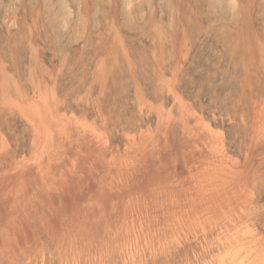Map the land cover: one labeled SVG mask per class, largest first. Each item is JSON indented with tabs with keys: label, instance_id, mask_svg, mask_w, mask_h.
<instances>
[{
	"label": "rangeland",
	"instance_id": "rangeland-1",
	"mask_svg": "<svg viewBox=\"0 0 264 264\" xmlns=\"http://www.w3.org/2000/svg\"><path fill=\"white\" fill-rule=\"evenodd\" d=\"M261 254L264 0H0V264Z\"/></svg>",
	"mask_w": 264,
	"mask_h": 264
},
{
	"label": "bare ground",
	"instance_id": "bare-ground-1",
	"mask_svg": "<svg viewBox=\"0 0 264 264\" xmlns=\"http://www.w3.org/2000/svg\"><path fill=\"white\" fill-rule=\"evenodd\" d=\"M231 1V0H230ZM130 4V3H129ZM133 4V3H132ZM233 4V3H232ZM240 5V4H239ZM232 7V6H231ZM235 8V7H234ZM93 83V82H92ZM40 94V93H39ZM61 96V95H60ZM88 96V95H87ZM50 97V96H49ZM101 97V96H100ZM14 101V100H13ZM43 101V100H42ZM47 102V101H46ZM57 102V101H56ZM18 103V102H17ZM67 103V102H66ZM41 104V103H40ZM42 104H44L43 102H42ZM46 104V103H45ZM48 104V103H47ZM46 104V105H47ZM43 107H45V106H42V109H43ZM50 107V106H49ZM52 107V106H51ZM55 107V106H54ZM19 108V107H18ZM48 108V107H47ZM81 108V107H80ZM46 109V108H45ZM45 109H43L44 111H45ZM49 109V108H48ZM48 109H46V110H48ZM52 109H55V108H52ZM51 109V110H52ZM6 110V109H5ZM41 111V113H39V115H37V119H38V126L41 128L40 129V131H41V137L43 136V135H47V137H50L51 135L50 134H47V132L46 131H48V133H51V128L49 129L48 127H47V125H49V123H50V120H49V116L51 115V112L49 111H47V112H44V111ZM38 111V110H37ZM36 112V111H35ZM62 112V111H61ZM38 113V112H37ZM36 113V114H37ZM53 113H54V111H53ZM56 113V112H55ZM52 116H53V114H52ZM51 116V117H52ZM54 116H55V114H54ZM56 116H57V113H56ZM58 117V116H57ZM97 117H98V115H97ZM107 117V116H106ZM55 119H57L56 117H54ZM60 118V117H59ZM64 118V117H63ZM65 119V118H64ZM63 119V120H64ZM70 119V118H69ZM107 119V118H106ZM65 120H67V119H65ZM97 120V119H96ZM108 120H109V118H108ZM54 121V120H53ZM58 121L59 122H61L59 119L57 120V124H58ZM69 122H70V120H68ZM67 121V122H68ZM104 121V120H103ZM111 121V120H110ZM56 122V121H55ZM63 122H61V124H62ZM78 123V122H77ZM107 123V122H106ZM73 124V123H72ZM82 125V124H81ZM84 125V124H83ZM87 125H89V124H87ZM8 126V125H7ZM45 126H46V128H45ZM61 126V125H60ZM9 127V126H8ZM64 127H65V123H64ZM53 128H55V127H53ZM62 128V127H61ZM61 128H60V131H61ZM89 128L90 127H88V130H87V132L89 131ZM63 129H65V128H62V131H63ZM81 129V128H80ZM86 128H84L83 130H85ZM43 130V131H42ZM94 130V129H93ZM93 130H91V128H90V131H93ZM37 131V130H36ZM40 131H38V134H39V132ZM89 131V132H90ZM32 132H35L34 130L32 131ZM46 132V133H45ZM58 132H59V130H58ZM64 132H66L65 130L63 131V133ZM68 132V131H67ZM84 132V131H83ZM45 133V134H44ZM62 133V132H61ZM85 133V132H84ZM91 133V132H90ZM65 134V133H64ZM89 134V133H88ZM95 134V132L93 133V135ZM105 134V133H104ZM50 135V136H49ZM59 135V134H58ZM69 135H70V133L68 134V138H69ZM98 135V134H97ZM148 135V134H147ZM64 136V135H63ZM96 136V135H95ZM94 136V137H95ZM105 136H106V134H105ZM45 137V136H44ZM92 137V136H91ZM93 137V138H94ZM150 137V136H149ZM65 138V137H64ZM42 139V138H41ZM71 140H72V138H70ZM48 140H50L49 138H47V142H48ZM216 140V139H215ZM218 140H219V138H218ZM33 141V140H32ZM44 143H46L45 141H44V138H43V140H42ZM64 141V140H63ZM140 142V141H139ZM6 143V142H5ZM34 143V142H33ZM96 144H98L97 143V141H96ZM104 144V143H103ZM223 144V143H222ZM7 145V144H6ZM44 145V144H43ZM141 145V144H140ZM41 146V145H40ZM6 147H8V146H6ZM38 147V146H37ZM36 147V148H37ZM145 147V146H144ZM93 148V147H92ZM137 148V147H136ZM141 148H142V146H141ZM38 149H39V147H38ZM38 149H36V151L35 152H37L38 151ZM138 150V149H137ZM3 151V150H2ZM54 151V150H53ZM39 152V151H38ZM33 153H34V151H33ZM38 154V153H37ZM219 154V153H218ZM217 154V155H218ZM39 155V154H38ZM135 156V155H134ZM40 157V156H39ZM42 157V156H41ZM26 158V157H25ZM112 159V158H111ZM219 159V158H218ZM226 159V158H225ZM24 161V160H23ZM37 161H38V158H37ZM36 160L35 161H33V162H37ZM41 161V160H40ZM74 161V160H73ZM112 161V160H111ZM114 161V160H113ZM124 161V160H123ZM122 161V162H123ZM209 161V160H208ZM32 162V163H33ZM228 162V161H227ZM38 163H40V162H38ZM36 164V163H35ZM215 164H216V162H215ZM232 164V163H231ZM72 165H73V162H72ZM211 165V164H210ZM35 166V165H34ZM132 166V165H131ZM209 166V165H208ZM222 167H224V166H222ZM228 167V166H227ZM230 168V167H229ZM35 170V169H34ZM212 170V169H211ZM218 170H220V169H218ZM224 170V169H223ZM236 170V169H235ZM41 171H43V168H41ZM215 171V170H214ZM6 172V171H5ZM213 172V171H212ZM219 172V171H218ZM221 172H223V171H221ZM227 172V171H226ZM20 173V172H19ZM202 173V172H201ZM208 173H209V171H208ZM207 173V174H208ZM196 174V173H195ZM199 174V173H198ZM226 174V173H225ZM203 175V174H202ZM205 178V177H204ZM216 179V178H215ZM201 180V179H200ZM209 180V179H208ZM213 181V180H212ZM225 181H227V180H225ZM197 182V181H196ZM207 182V181H206ZM209 182V181H208ZM217 182V181H216ZM213 183V182H212ZM219 183V182H218ZM223 183V182H222ZM197 185V184H196ZM206 185V184H205ZM225 185V184H224ZM11 186V185H10ZM56 187V186H55ZM213 187V186H212ZM217 187V186H216ZM19 188V187H18ZM23 188V187H22ZM202 188V187H201ZM210 188V187H209ZM10 189V188H9ZM211 189V188H210ZM218 189V188H217ZM203 190H204V188H203ZM206 190V189H205ZM199 191V190H198ZM209 190H207V192H208ZM249 192V191H248ZM253 192V191H252ZM4 193V192H3ZM184 193V192H183ZM205 193V192H204ZM160 194V193H159ZM202 195H203V193H201ZM211 196V195H210ZM216 198V197H215ZM220 198V197H219ZM224 199V198H223ZM219 200V199H218ZM217 201V200H216ZM235 201V200H234ZM193 203H194V201H193ZM226 203V202H225ZM172 204V203H171ZM219 205V204H218ZM218 209V208H217ZM204 210V209H203ZM208 210V209H207ZM212 210V209H211ZM223 211V210H222ZM132 212V211H131ZM187 213V212H186ZM205 215V214H204ZM210 218V217H209ZM233 218V217H232ZM180 219H181V217H180ZM194 219V218H193ZM222 219V218H221ZM226 219V218H225ZM212 220V219H211ZM228 220V219H227ZM185 221V220H184ZM191 221V220H190ZM193 221V220H192ZM215 221V220H214ZM211 222V221H210ZM212 222H213V220H212ZM169 223V222H168ZM197 223V222H196ZM141 224V223H140ZM139 224V225H140ZM131 225H133V224H131ZM179 225V224H178ZM192 225V224H191ZM204 225V224H203ZM195 225H193V227H194ZM197 226V225H196ZM201 227V226H200ZM236 228V227H235ZM134 229V228H133ZM204 229V228H203ZM193 230V229H192ZM221 230V229H220ZM237 230H238V228H237ZM242 230V229H241ZM250 230V229H249ZM134 231V230H133ZM176 231V230H175ZM183 231V230H182ZM141 232V231H140ZM194 232V231H193ZM143 233V232H142ZM195 233V232H194ZM234 234V233H233ZM185 235V234H184ZM247 235V234H246ZM134 236H135V234H134ZM232 236V235H231ZM233 237V236H232ZM136 238V237H135ZM227 238V237H226ZM238 238V237H237ZM145 239V238H144ZM172 239V238H171ZM218 239V238H217ZM161 240V239H160ZM178 240V239H177ZM235 240V239H234ZM258 240V239H257ZM133 241V240H132ZM225 242V241H224ZM146 244V243H145ZM164 245V244H163ZM127 246V245H126ZM243 246V245H242ZM256 247V246H255ZM241 248V247H240ZM243 248V247H242ZM127 249V248H126ZM135 249V248H134ZM137 249V248H136ZM227 249V248H226ZM234 249V248H233ZM238 250H240V249H238ZM132 251V250H131ZM218 251H219V249H218ZM251 251V250H250ZM127 252V251H126ZM150 252V251H149ZM209 252V251H208ZM236 252V251H235ZM247 253V252H246ZM263 253V252H262ZM229 254V253H228ZM260 254V253H259ZM236 255V254H235ZM238 255V254H237ZM246 255V254H245ZM244 255V256H245ZM248 255V254H247ZM228 256V255H227ZM231 256V255H230ZM232 257V256H231ZM225 258V257H224ZM223 258V259H224ZM234 258V257H233ZM236 259V258H235ZM221 260H222V258H221ZM232 260H234V259H231V261ZM242 260V259H241ZM240 260V261H241ZM255 260V259H254ZM222 262V261H221ZM233 262H235V261H233ZM236 262H238V261H236ZM243 261H241V263H242ZM219 264H220V262H219ZM232 264V263H231ZM238 264H240V263H238ZM247 264V263H246ZM250 264H264V255H259L258 256V258L255 260V261H253L252 263H250Z\"/></svg>",
	"mask_w": 264,
	"mask_h": 264
}]
</instances>
